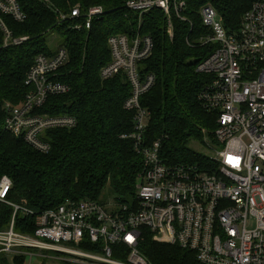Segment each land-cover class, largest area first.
Wrapping results in <instances>:
<instances>
[{
  "label": "built area",
  "instance_id": "2783aa9c",
  "mask_svg": "<svg viewBox=\"0 0 264 264\" xmlns=\"http://www.w3.org/2000/svg\"><path fill=\"white\" fill-rule=\"evenodd\" d=\"M40 1L53 8L50 0ZM248 1L250 8L235 33L225 28L212 5L199 11L209 31L201 43L217 46L197 67L199 73L211 77L199 94L201 106L217 115L215 141L204 139L213 152L207 155L209 163L172 164L162 158L161 140L147 144L151 114L140 100L153 87L155 77L142 74L140 64L151 56L153 42L140 33L112 35L108 40L111 61L101 69L100 78L124 74L132 87L124 109L134 113L133 133L122 138L133 140L144 161L135 202L67 201L36 216L34 235L16 232L15 217L18 211L25 216L35 213L12 204L15 212L10 226L0 228V257L27 260L35 256L31 250H38L37 257L47 258L42 253L55 251L74 257L75 264H150L138 249L140 229L147 228L154 241L194 252L200 264H264V0ZM125 7L141 19L162 10L169 18L171 37L172 11L188 21L182 16L186 4L181 0H129ZM54 11L60 23L84 19L89 30L105 12L99 6L83 12L80 5L70 14ZM2 16L24 23L27 15L19 3L0 0V29L4 47L26 42L28 37L13 36ZM68 60L65 47L51 57L37 56L25 79L30 92L19 104H5V130L41 153L51 149L48 131L72 130L78 124L71 115L36 113L50 97L70 93L60 73ZM11 187L8 177L1 179L0 204L8 203Z\"/></svg>",
  "mask_w": 264,
  "mask_h": 264
},
{
  "label": "trees",
  "instance_id": "16d2710c",
  "mask_svg": "<svg viewBox=\"0 0 264 264\" xmlns=\"http://www.w3.org/2000/svg\"><path fill=\"white\" fill-rule=\"evenodd\" d=\"M27 15L24 23L2 16L15 38L28 37L19 46L4 47L0 29V181L8 177L12 187L8 203L0 204V228L7 229L15 209L25 206L35 215L16 213L15 231L34 235L38 214L56 209L67 201H102L107 188L121 204L136 200V185L143 171V157L134 149L132 139L134 113L124 104L132 87L124 74L102 80L101 69L111 61L108 40L115 34L131 37L149 36L152 54L140 64L142 74H152L155 83L140 102L151 114L146 132L147 144L161 140V155L172 164L193 163L203 166L207 155L190 148L192 141L204 144L205 137L215 141L217 115L204 110L199 94L211 77L197 67L216 50L215 44L201 43L209 34L200 9L212 5L230 33L240 29L243 15L250 8L248 0H181L186 4L183 21L171 12L173 37L168 32L169 18L162 10H153L142 19L130 12L129 0H50L53 8L40 0H16ZM80 5L83 12L102 7L104 15L86 29L85 20L68 19L60 23L54 11L70 14ZM141 20V21H140ZM83 25L81 30L73 27ZM56 31L62 38L60 47L69 52V60L61 69V81L71 87L70 93L50 97L38 114L71 115L78 121L72 130L48 131L51 149L41 153L22 138L7 132L5 104H19L30 92L25 85L28 72L39 55L53 56L46 40ZM138 249L150 264H200L196 254L178 245L153 240L147 228L140 229ZM25 258L0 257V264H25Z\"/></svg>",
  "mask_w": 264,
  "mask_h": 264
},
{
  "label": "rangeland",
  "instance_id": "374dc122",
  "mask_svg": "<svg viewBox=\"0 0 264 264\" xmlns=\"http://www.w3.org/2000/svg\"><path fill=\"white\" fill-rule=\"evenodd\" d=\"M46 40L52 50H57L60 47V44L62 43V38L59 36V34L56 31H52L46 36ZM190 148L196 152H199L204 155H213V152H211L206 144H202L199 141H192L190 144ZM113 196L110 192V188H107L102 196V202L103 203H110L113 201ZM33 254L35 255L32 259L31 257H28L25 264H75L73 263L74 257L55 252V251H48L45 253H42V255L47 256V258H41L37 257V255L40 254V251L38 250H31Z\"/></svg>",
  "mask_w": 264,
  "mask_h": 264
}]
</instances>
